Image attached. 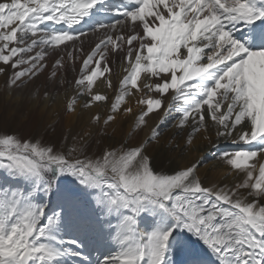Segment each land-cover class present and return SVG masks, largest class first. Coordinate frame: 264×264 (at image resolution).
Segmentation results:
<instances>
[{
    "label": "snow or ice",
    "instance_id": "snow-or-ice-1",
    "mask_svg": "<svg viewBox=\"0 0 264 264\" xmlns=\"http://www.w3.org/2000/svg\"><path fill=\"white\" fill-rule=\"evenodd\" d=\"M0 78L98 133L0 128V264H264V0H0Z\"/></svg>",
    "mask_w": 264,
    "mask_h": 264
},
{
    "label": "rangeland",
    "instance_id": "rangeland-1",
    "mask_svg": "<svg viewBox=\"0 0 264 264\" xmlns=\"http://www.w3.org/2000/svg\"><path fill=\"white\" fill-rule=\"evenodd\" d=\"M37 81V85L40 86L43 91L44 78ZM34 90L33 86L23 90L22 92H13L11 95L4 90V81L0 78V128L7 129L9 131L15 130L19 132H30L37 138L58 139L61 142L65 135L69 136V144L71 143V136L81 133L84 129L81 124L72 123V125L66 126L65 116L68 114L65 109H61L59 112H49L51 104L40 102L37 99L35 103L31 98V92ZM61 91V90H60ZM42 106L43 108H41ZM41 108V109H40ZM65 124V125H64ZM89 132V131H87ZM92 132V131H91ZM97 132H92V140H95ZM127 132H124V134ZM116 138L109 133L103 137L105 143ZM93 148H96V144L93 143ZM214 159H208L204 161L200 168V175L202 178L209 182H216L224 180L226 184L228 179H232V175H228L227 179L225 174L228 173V168L223 164L217 167L210 165ZM164 164L167 165L164 160ZM263 162V161H262ZM230 184V183H229Z\"/></svg>",
    "mask_w": 264,
    "mask_h": 264
},
{
    "label": "bare ground",
    "instance_id": "bare-ground-1",
    "mask_svg": "<svg viewBox=\"0 0 264 264\" xmlns=\"http://www.w3.org/2000/svg\"><path fill=\"white\" fill-rule=\"evenodd\" d=\"M88 44L86 43L85 44V50H87L88 48ZM77 67H79V65H77ZM121 74V69L119 67L118 64H114L113 65V82L116 83L117 82V78L118 76ZM68 78L69 79H73L74 76L71 72H69V75H68ZM42 80V79H41ZM100 88L102 89L103 88V85H100ZM63 89H61L60 93L61 95L58 97L57 99V102L56 103H52L50 106L51 109L48 110L49 112H59L61 111V109H64V105L66 103V100L63 96ZM109 95H112L111 93H109ZM35 103L37 102V100H33ZM82 102V101H81ZM47 103H44V105H46ZM41 108H43L42 106H40ZM107 105H104L103 106V111H107ZM40 108V109H41ZM45 109V108H43ZM93 112L96 111V109L94 108L92 110ZM60 113V112H59ZM87 113H85V115L82 117V118H77L75 115H70V114H66L65 116V124L66 126H68L69 124L72 125V123H74V125L76 124H81L82 127L84 128L82 130V132H87V131H92V132H97L96 128L94 126H90L88 123H87ZM128 123H130V120L126 123H122L120 121L117 122V124L113 125L112 127H110L108 130H107V133H109L110 135L114 136L116 138V140H122L125 136L124 132H127L128 131ZM64 124V125H65ZM175 131V129H168L166 132H165V136H164V139L166 141L169 142V144L173 145L175 144V138L172 137V133ZM98 133L95 134V136L97 137ZM144 134L141 133V136H143ZM213 137H214V133H213ZM221 144H224L225 142L224 141H220ZM181 146L183 147V144H181ZM179 149H176L175 152H170L167 150V145L165 146V151L163 153V157H164V160L166 161V163L168 164V158L171 157V156H174V155H177L179 153ZM214 151L212 149V146L208 143V141L204 140L202 137H199L197 138V140L194 142V144L191 146V148H189L186 153H185V156H184V160L185 161H191V160H196V159H202V158H205L207 157L206 159H204V161L208 160V159H214L212 158L211 156H209V153ZM264 162V161H263ZM165 163V162H164ZM221 164V160L219 159H216L214 161L211 162L210 165H215V167L219 166ZM234 182V177L232 179H228L227 180V183L231 184ZM219 183L221 184H226L224 180L222 181H219Z\"/></svg>",
    "mask_w": 264,
    "mask_h": 264
}]
</instances>
